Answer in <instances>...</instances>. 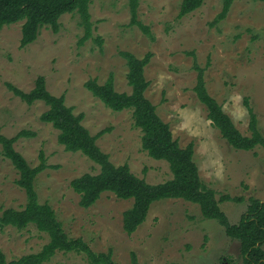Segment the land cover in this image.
I'll list each match as a JSON object with an SVG mask.
<instances>
[{
	"label": "rangeland",
	"instance_id": "374dc122",
	"mask_svg": "<svg viewBox=\"0 0 264 264\" xmlns=\"http://www.w3.org/2000/svg\"><path fill=\"white\" fill-rule=\"evenodd\" d=\"M181 2L138 0L137 19L148 27L152 39L129 25L128 0H93L89 14L94 39L81 45L84 29L76 13L60 17L56 34L41 29L37 40L25 48H20L22 22L0 30V134L13 138L29 133L13 147L30 167L38 165L41 153L45 158L47 168L34 182L39 203L51 206L68 236L81 238L95 253L111 250L115 264H133L131 253L138 264H242V260L239 242L228 238L216 221L203 219L197 205L181 199L152 204L145 222L131 235L123 230L122 215L132 200L105 192L92 207H79L70 182L98 174L99 167L79 152L64 150L57 140L59 132L40 121L48 110L43 102L29 106L6 84L28 93L36 79L44 77L51 95L64 96V105L75 116L83 115L81 125L90 135L102 132L96 143L113 165L126 164L133 175L157 185L172 178L169 165L142 150V133L133 126L131 111H111L84 86L89 80L103 85L112 76L116 92L130 93L128 70L119 53L138 58L151 53L144 69L149 82L145 97L182 148L193 143L199 177L216 198H244L241 203L220 204L228 222L236 225L250 197L264 201V152L233 150L212 127L193 91L194 66L205 69L208 94L241 134L249 135L245 99L264 134V4L233 0L225 18L215 22L224 0H204L198 10L178 18ZM18 177L0 146V213L25 205V193L15 184ZM48 241L32 225L0 229V250L7 261L38 253ZM46 264L89 263L84 255L57 252Z\"/></svg>",
	"mask_w": 264,
	"mask_h": 264
},
{
	"label": "trees",
	"instance_id": "16d2710c",
	"mask_svg": "<svg viewBox=\"0 0 264 264\" xmlns=\"http://www.w3.org/2000/svg\"><path fill=\"white\" fill-rule=\"evenodd\" d=\"M92 1L0 0V30L4 26L22 22L20 48H25L37 40L41 29L49 28L56 34L59 31L60 17L76 13L84 29V35L79 41L81 45L93 38L89 14ZM253 1L264 4V0ZM232 2L233 0H224L215 22L225 18ZM203 3L204 0H182L178 18L198 10ZM128 5L131 15L129 25L137 26L144 35L152 39L148 27L137 19L138 0H128ZM95 41L101 44L100 38ZM119 56L125 61L128 70L126 78L131 88L130 93L116 92L112 76L103 85L89 80L84 86L111 111H131L133 126L142 133V150L151 159L164 161L169 165L172 178L164 183L150 185L143 178L133 175L126 164L113 165L109 156L97 146V139L102 132L96 136L90 135L81 125L83 115L75 116L73 109L64 105V96L51 95L46 89L44 77H38L34 89L28 93L6 84L16 97L29 106L37 101L43 102L48 110L41 115L40 121L50 124L59 132L57 140L64 150L69 153L79 152L99 167L98 174H84L70 182L71 189L79 196V207H92L105 192L112 193L120 200H132V206L122 215L123 230L131 235L145 222L152 204L168 199H181L197 205L203 219L216 221L228 238L239 242L242 264H264V201L250 197L246 212L239 223L230 224L221 211L220 204L230 201L241 203L244 198L227 195L216 198V192L208 188L199 177L198 166L194 161L193 143L182 148L178 140L173 138L169 125L162 121L155 106L145 97L149 82L145 79L144 69L151 60V53L142 58L129 52H120ZM194 69L197 72V81L193 91L206 110L207 120L218 130L221 138L236 151L251 152L260 148L264 152V134L259 129L256 114L247 99L244 100V106L249 115L248 136L238 131L222 106L208 94L203 79L205 69L197 64ZM28 135L29 133L21 132L13 138H6L0 134L2 156L17 171L19 177L15 184L24 191L26 197V203L21 210L8 208L0 213V229L9 226L24 230L32 225L38 232L46 234L49 241L38 253L12 261H7L0 250V264H46L57 252L84 255L89 264H115L111 250L107 253H95L81 238L68 236L51 206L39 203L34 182L47 168L45 158L41 153L38 165L30 167L13 147L18 139ZM131 260L133 264H138L134 253H131Z\"/></svg>",
	"mask_w": 264,
	"mask_h": 264
}]
</instances>
